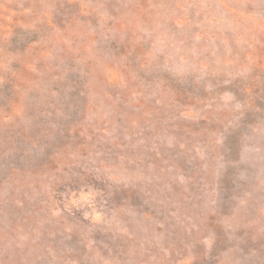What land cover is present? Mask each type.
<instances>
[{
    "label": "rangeland",
    "instance_id": "374dc122",
    "mask_svg": "<svg viewBox=\"0 0 264 264\" xmlns=\"http://www.w3.org/2000/svg\"><path fill=\"white\" fill-rule=\"evenodd\" d=\"M0 264H264V0H0Z\"/></svg>",
    "mask_w": 264,
    "mask_h": 264
}]
</instances>
